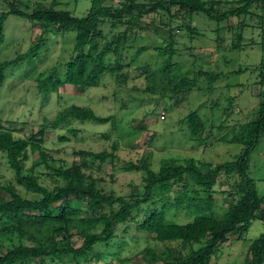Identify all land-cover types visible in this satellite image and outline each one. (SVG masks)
Here are the masks:
<instances>
[{
  "label": "rangeland",
  "instance_id": "1",
  "mask_svg": "<svg viewBox=\"0 0 264 264\" xmlns=\"http://www.w3.org/2000/svg\"><path fill=\"white\" fill-rule=\"evenodd\" d=\"M139 1L150 3L155 0ZM119 2L121 0H107L105 5H118ZM27 3L30 8L48 10L53 7L76 17L84 16L91 4L90 0H28ZM224 9L225 6L222 7ZM7 10L6 0H0V12ZM175 11L172 8V12ZM251 13L253 15H248L239 23L234 18L216 23L202 14L193 15L190 23L200 34L196 38L179 29L181 24H188V16L170 23L169 14L163 11L158 16L149 15L143 20L132 15L139 27L145 30L139 31L137 36L129 33L127 48L120 52L125 58L124 69L120 72L123 77L105 75L98 85L87 90L67 85L51 93L44 103L43 96L36 89L37 80L48 76L53 68L58 78L64 76L65 63L72 54L75 37L73 32L58 33L51 29L39 51L6 69V79L0 88V119L17 130L15 136L28 137L41 124H48L43 147L48 155L47 166L41 163L36 152L29 150L25 174H33L39 184L50 191L62 183L51 169L80 164L82 172L95 180L99 190L106 194L128 196L133 189L142 191V173L129 170L131 165L147 163L153 171H157L160 165L169 160L181 162L194 159L213 166L233 161L245 146L231 142L232 135L238 133L244 124L256 119L259 104L264 102V85L258 83L260 71H254L261 57L256 42L260 39V29L264 30V2L252 8ZM259 15L263 17L262 22ZM152 23L156 31L147 29L149 24L153 28ZM168 25L173 31L176 54L170 61L174 66L164 69L166 60L158 56L157 48L163 47V41L168 39ZM238 25H244L245 30H238ZM3 29L5 38L0 45V62L11 61L17 55L26 53L40 33L39 27L18 16H9ZM102 29L104 40L109 41L116 34L120 36L126 26L107 23ZM102 42L100 47L104 46ZM235 44L239 48L232 50ZM107 59L114 62L116 57L108 54ZM201 69L220 73L211 91L206 89L207 84L201 79L196 83L199 89L174 97L171 82L181 77L192 78ZM229 98L234 99L232 103H229ZM73 105L91 108L100 117L114 116L115 120L103 125L73 121L56 128L52 126L56 114ZM198 107H201L199 115L206 128L200 142L191 139L181 121ZM162 112L165 114L164 120L160 119ZM68 129L76 130L77 134L68 135ZM58 136H66L69 141L59 142ZM114 142L118 149L115 151L117 158L112 163L107 160L101 165L98 162L93 164L89 158L81 155L82 151L112 153ZM247 175L253 182L263 210L264 134L250 152ZM238 180L234 175L219 177L213 210L215 216L219 217L217 219L222 218L229 203L238 198L237 195H228V192L234 194V185ZM0 183L15 185L23 198L35 200L40 197L16 184L1 153ZM54 211L55 208L49 210ZM169 215L177 223L188 221L183 214L176 215L174 211H170ZM262 235L264 224L261 225V221L255 218L245 231L228 237L227 242L217 250L212 264H243L246 259L250 262L248 248L253 240ZM62 237L52 234L55 242L65 245L66 240ZM12 243L19 244L18 239L1 237L0 251L12 246ZM22 243L31 245L25 240ZM70 244L78 248L79 237L75 235ZM146 247L158 254L163 252L166 259L168 250L184 256L189 252V248L182 247L179 242H157L138 232L131 223L121 225L117 238L108 245L96 246L94 252L106 256L111 264H166L165 260L154 263L145 260L143 250ZM113 254H118L117 259L112 258ZM44 264L61 262L46 259Z\"/></svg>",
  "mask_w": 264,
  "mask_h": 264
},
{
  "label": "trees",
  "instance_id": "2",
  "mask_svg": "<svg viewBox=\"0 0 264 264\" xmlns=\"http://www.w3.org/2000/svg\"><path fill=\"white\" fill-rule=\"evenodd\" d=\"M27 1L6 0L8 10L0 12V45L5 38L3 25L9 16L27 20L40 30L26 53L17 55L11 61L0 62V88L6 79V69L27 60L39 51L40 46L47 41V34L51 29L58 33L73 32L75 36L72 54L65 63L64 76L58 78L56 69L53 68L52 73L37 80L36 89L43 96L44 103L51 93H56L64 86L71 85L87 90L98 85L105 75L121 76L125 58L120 52L127 48L129 33L137 36L139 31L145 30L139 27L132 15L143 20L149 15L158 16L159 12L163 11L169 14L170 23L188 16V24H181L179 29L196 38L200 34L190 23L193 15L202 14L216 23L234 18L239 23L248 15H253L252 8L264 2L155 0L144 3L139 0H121L118 5H105L107 0H90L87 13L76 17L68 11L53 7L48 10L30 8ZM223 6L226 9L222 10ZM172 8L176 11L172 12ZM258 17L262 22L263 17ZM107 23L112 26L125 25L126 29L120 36L116 34L107 41L104 40L102 29ZM153 24V28L149 24L147 29L156 31L157 28ZM238 28L245 30L244 25H238ZM166 29L168 39L163 41V47L157 48V53L166 60L164 69H170L174 66L170 61L176 54V42L171 27L168 25ZM260 31V39L256 44L259 46L261 57L254 71H260L258 83L264 85V30ZM101 41L104 43L102 47L99 46ZM238 48L235 44L232 50ZM108 54L116 57L114 62L107 59ZM138 70L145 73L140 68ZM219 77L220 73L198 70L192 78L181 77L171 82L172 94L176 97L199 89L196 83L201 79L206 82V89L211 91L212 84ZM228 100L232 103L234 99ZM258 108L256 119L240 127L238 133L233 134L230 139L231 142L245 146L233 161L213 166L194 159L181 162L169 160L160 165L157 171H153L147 163L131 165L129 170L142 173V191L133 189L128 196L106 194L99 190L95 180L82 172L80 164L69 168L51 169L62 183L50 191L47 190L39 184L37 177L25 174L24 171L29 150L36 152L41 163L47 166L48 155L43 147L48 124H41L38 130L28 137H19L15 136L17 130L8 126L9 122L0 119V153L4 155L16 184L40 196L35 200L26 199L17 192L15 185L0 183V238L16 237L19 243H12V246L0 251V264H31L34 261L44 264L46 259H55L61 264H111L107 262L106 256L94 252V248L110 244L117 238L118 228L128 223L157 242H179L182 247L189 248L185 256L179 254L180 252L176 255L168 250L166 259L163 252L158 254L146 247L143 250V258L150 263L165 260L166 264H212L217 250L227 242L230 235L245 231L253 219L264 214L261 200L247 175L250 152L264 134V102H261ZM200 109L201 107H198L189 112L181 120L191 139L198 142L203 140L206 129L199 115ZM114 120V116L100 117L91 108L73 105L59 111L52 126L56 128L73 121L103 125ZM67 134L75 136L77 131L68 129ZM57 139L59 142L69 141L66 136H58ZM117 149L118 145L114 142L112 153L82 151L81 155L89 158L93 164L98 162L101 165L107 160L109 163L115 161ZM221 175H234L239 179L234 185V194L228 192L230 197L237 195L238 198L235 196L237 199L229 203L223 217L217 219L219 217H216L213 211L216 203L214 196L218 194L216 185ZM52 208H55V211L49 212ZM170 211H174L176 215L183 214L188 221L177 223L170 219ZM53 233L63 235L61 239H65L66 244L55 242ZM75 235L80 239L78 248L70 244ZM23 240L31 242V245H24ZM117 256L118 254H113L112 258L117 259ZM248 257L250 262L246 259L243 264H260L264 259V235L251 242Z\"/></svg>",
  "mask_w": 264,
  "mask_h": 264
},
{
  "label": "crops",
  "instance_id": "3",
  "mask_svg": "<svg viewBox=\"0 0 264 264\" xmlns=\"http://www.w3.org/2000/svg\"><path fill=\"white\" fill-rule=\"evenodd\" d=\"M263 211H264V209H263ZM256 219H258V220H260L261 221V225H263L264 224V214L262 213L261 215H258L257 217H256ZM254 220V219H253ZM252 220V221H253Z\"/></svg>",
  "mask_w": 264,
  "mask_h": 264
},
{
  "label": "built area",
  "instance_id": "4",
  "mask_svg": "<svg viewBox=\"0 0 264 264\" xmlns=\"http://www.w3.org/2000/svg\"><path fill=\"white\" fill-rule=\"evenodd\" d=\"M161 120H164L165 119V114L162 112L161 113V117H160ZM260 264H264V259L261 261Z\"/></svg>",
  "mask_w": 264,
  "mask_h": 264
}]
</instances>
